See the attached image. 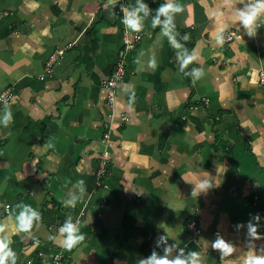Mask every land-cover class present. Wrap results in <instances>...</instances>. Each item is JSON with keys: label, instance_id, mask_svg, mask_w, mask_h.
Instances as JSON below:
<instances>
[{"label": "crops", "instance_id": "obj_1", "mask_svg": "<svg viewBox=\"0 0 264 264\" xmlns=\"http://www.w3.org/2000/svg\"><path fill=\"white\" fill-rule=\"evenodd\" d=\"M144 2L155 10L164 0ZM179 2L176 28L189 34L184 47L195 56L185 71L202 67L203 78L193 83L179 70L177 50L149 19L109 104L103 82L124 33L136 34L121 23L120 7L135 0H119L115 14L107 0H0V94L11 91L13 114L0 126V222L18 264H47L53 254L64 256L61 264H138L162 234L204 252L201 238L219 232L246 250V229L235 225L256 213L264 225V28L250 39L231 24L233 38L221 47L214 37L228 0ZM57 49L63 53L48 70ZM106 132L110 164L99 178ZM194 172L221 184L193 197ZM80 180L87 195L69 206ZM19 202L41 212L31 236L3 214ZM69 215L87 234L86 246L70 252L58 236ZM191 219L197 237L187 229ZM205 259L221 264L211 247Z\"/></svg>", "mask_w": 264, "mask_h": 264}, {"label": "clouds", "instance_id": "obj_2", "mask_svg": "<svg viewBox=\"0 0 264 264\" xmlns=\"http://www.w3.org/2000/svg\"><path fill=\"white\" fill-rule=\"evenodd\" d=\"M118 3L119 0H107L105 7L110 6L113 10L112 14H115ZM228 3L227 14L223 10L219 12L221 18L227 15V19L215 34L216 45L222 47L227 40L231 39L229 31L231 24L239 25L248 38L255 39L258 31L264 28V0H228ZM237 5H242V7H237ZM120 10L123 13L121 23L130 31L136 33L137 38L143 32L145 22L150 19L151 27L153 29L159 28L162 36L167 38L168 43L177 50L179 70L186 76H190L193 83L203 78L205 72L202 67L185 71L193 63L195 56L189 53L188 49L181 43V40L187 42L190 39L189 34L185 33L181 36L176 28L175 18L184 11V6L179 0H164L155 10L150 8L144 0H135L134 5H121ZM152 66H155V61H152ZM0 102H3L4 105L3 112L0 113V126L8 128L13 122L11 106L3 96H0ZM47 146L54 147L52 144ZM193 175L196 183L193 185L191 196L196 198L201 194L206 195L210 190L219 187L221 184L218 176L214 177L208 172L204 174L194 172ZM77 183L79 185L78 190L71 193L69 198L64 201L69 206H75L87 195L85 182L80 180ZM5 209L8 220L14 221L17 232L29 236H31L35 225L41 223L43 219L37 208L23 202L6 205ZM261 220L262 217L259 213L250 214V218L246 223L235 225L237 232L246 229V250H242L233 241L226 240L219 232L215 234V239L212 241L201 238L204 252L186 251L175 242L169 243L168 234H162L156 238L150 255L139 259L138 264H206L205 252L209 247L219 253L221 264H264V244L259 247L256 244V241H264V234L259 231L264 226L261 224ZM81 229V221L74 219L71 215L59 226L60 245L65 251L70 252L80 246H86L87 234ZM48 240L55 241L57 236L49 234ZM13 243V239L8 234V224L0 222V264H18V254L12 247ZM156 249H160V251L158 252Z\"/></svg>", "mask_w": 264, "mask_h": 264}, {"label": "built area", "instance_id": "obj_3", "mask_svg": "<svg viewBox=\"0 0 264 264\" xmlns=\"http://www.w3.org/2000/svg\"><path fill=\"white\" fill-rule=\"evenodd\" d=\"M231 39L233 38V34L230 33ZM141 39V34H139V38H137V34H134L133 38L129 37L127 34L124 33L122 38V47L118 51V55L116 58V61L114 63V68L112 72L110 73V76L107 80L103 82V88L106 90V99L109 104H113L115 102L116 94H117V88L121 80L123 79L125 75V64H126V55L127 53L134 48L136 43ZM63 51L60 49H57L52 54L51 60L46 62V69L50 70V67L52 63L55 61L56 56L62 55ZM0 96H3L6 98L7 102L11 99V91L8 89L5 90L0 94ZM3 102H0V105H2ZM109 133L103 134L102 143L104 144V147L106 149L103 150L100 157V169L98 172V177L101 178L107 173V169L110 164V153L108 151L109 146ZM3 214L6 213V209H4ZM1 215V214H0ZM187 229H189L194 237H197L200 232V226L198 225V222L195 219H191L187 222ZM64 260V256L61 254H53L50 256V259L47 264H61Z\"/></svg>", "mask_w": 264, "mask_h": 264}, {"label": "trees", "instance_id": "obj_4", "mask_svg": "<svg viewBox=\"0 0 264 264\" xmlns=\"http://www.w3.org/2000/svg\"><path fill=\"white\" fill-rule=\"evenodd\" d=\"M181 43H183V44H186V42H184L183 40L181 41ZM189 77V76H188ZM189 79V78H188ZM189 81H190V79H189ZM38 263V261L37 260H34L33 262H32V264H37Z\"/></svg>", "mask_w": 264, "mask_h": 264}]
</instances>
